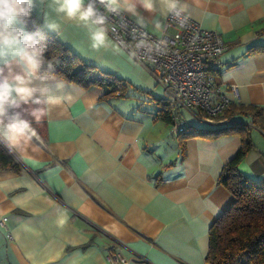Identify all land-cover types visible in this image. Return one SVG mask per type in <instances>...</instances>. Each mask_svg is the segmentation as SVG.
Wrapping results in <instances>:
<instances>
[{
  "label": "crops",
  "instance_id": "crops-1",
  "mask_svg": "<svg viewBox=\"0 0 264 264\" xmlns=\"http://www.w3.org/2000/svg\"><path fill=\"white\" fill-rule=\"evenodd\" d=\"M186 3L188 16L227 45L215 79L224 90L237 86L238 99L230 106H257L264 116V52H251L264 45V0ZM32 12L82 62L120 79L117 71L126 67L136 78L123 56L132 60L110 37L108 47L92 49L87 29L57 14L51 0H37ZM140 13L143 28L165 30L159 11ZM46 16L58 31L46 26ZM156 20L162 29L155 28ZM122 80L124 91L109 98L101 87L83 89L62 80L73 102L52 107L41 123H33L38 139L11 151L21 170L0 171V222L6 218L7 227L0 224V264H109V250L126 264H207L209 227L233 203L217 179L241 138L179 136L159 115L165 103L161 86L158 95ZM130 87L144 99L126 100ZM180 113L188 134L248 126L253 147L238 170L253 181L264 178V130L250 114L233 111L223 117L227 124H211L195 110Z\"/></svg>",
  "mask_w": 264,
  "mask_h": 264
},
{
  "label": "clouds",
  "instance_id": "clouds-1",
  "mask_svg": "<svg viewBox=\"0 0 264 264\" xmlns=\"http://www.w3.org/2000/svg\"><path fill=\"white\" fill-rule=\"evenodd\" d=\"M36 4L37 0H0V143L10 152L23 148L34 137L38 139L33 123H41L52 107L71 104L74 99L63 93L65 84L55 72L58 61L45 57L47 45L43 37L27 29V18ZM51 6L64 19L87 29L95 50L112 43L109 32L115 28H109L110 16L122 17L127 13L136 18L140 27L141 9L148 13L159 11L161 17L171 18L181 26L188 20L186 0H51ZM46 26L59 30L47 16ZM155 28H163L160 20H156ZM138 36L134 28V47L130 42H121L130 58H137L141 51L149 58L166 54L165 41L149 43L144 32ZM52 84L57 91H53Z\"/></svg>",
  "mask_w": 264,
  "mask_h": 264
},
{
  "label": "trees",
  "instance_id": "trees-1",
  "mask_svg": "<svg viewBox=\"0 0 264 264\" xmlns=\"http://www.w3.org/2000/svg\"><path fill=\"white\" fill-rule=\"evenodd\" d=\"M27 29L43 37V42L47 45L45 57L58 61L55 72L59 79L83 89L101 87L105 90L104 98L115 97L117 93L124 91L122 79L82 62L69 48L42 28L40 19L33 12L27 18ZM251 52H264V45L252 47ZM161 106L159 115L169 122L166 103L161 102ZM233 111L250 114L252 124L264 130V116L260 107L231 105L223 117ZM227 134L239 135L241 144L234 158L223 166L217 184L232 195L233 203L209 227L206 262L264 264V178L253 181L238 170V164L253 147L249 127L232 123L212 129H196L191 134L181 133L179 136L216 138ZM2 170L19 173L21 167L12 153L0 143V171Z\"/></svg>",
  "mask_w": 264,
  "mask_h": 264
},
{
  "label": "built area",
  "instance_id": "built-area-1",
  "mask_svg": "<svg viewBox=\"0 0 264 264\" xmlns=\"http://www.w3.org/2000/svg\"><path fill=\"white\" fill-rule=\"evenodd\" d=\"M98 7L103 11L102 6ZM110 22L109 28H115V31H110L109 37L128 57L129 53L121 47V42H130L134 47V28L137 29V38L139 32H144L149 43L165 41L167 51L164 55L149 58L141 51L137 58H129L163 88L171 130L179 134L188 132L189 127L180 113L182 109L195 110L196 115L207 123H228L223 115L232 100L238 99V88L231 85L224 90L215 79V72L223 66L221 56L227 50L218 33L203 29L189 16L183 26L167 18L165 30L160 34L140 27L127 13L122 17L110 16ZM5 222L6 218H3L0 224L7 230ZM6 237L11 240L9 232ZM106 261L109 264L127 263L124 257L112 250L106 254Z\"/></svg>",
  "mask_w": 264,
  "mask_h": 264
},
{
  "label": "rangeland",
  "instance_id": "rangeland-1",
  "mask_svg": "<svg viewBox=\"0 0 264 264\" xmlns=\"http://www.w3.org/2000/svg\"><path fill=\"white\" fill-rule=\"evenodd\" d=\"M120 52H122L121 54H123V51L118 47L117 48ZM125 55V54H124ZM126 56V55H125ZM123 58L125 59V61L131 65L133 64L134 65V68H135V72H136V78H132L131 76L128 75V73L126 72V67H122L120 70L121 71H117V76L121 77L122 79H125L127 81H130L133 85L137 86V87H140V88H143L145 89L146 91H151V90H155L156 94L160 95L161 93V88L160 86H155L154 84V81L143 71V68L141 66H139L138 64L136 63H132L128 61V59L126 57L123 56ZM137 91H135L133 88H129L128 91L126 92V95H125V99L126 100H131V101H134V99L136 97L138 98H142L140 96V94L136 93ZM144 99V97L142 98ZM137 102V100H135ZM187 118V117H186ZM188 121L189 118H187ZM191 122V121H190Z\"/></svg>",
  "mask_w": 264,
  "mask_h": 264
}]
</instances>
